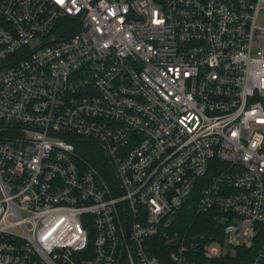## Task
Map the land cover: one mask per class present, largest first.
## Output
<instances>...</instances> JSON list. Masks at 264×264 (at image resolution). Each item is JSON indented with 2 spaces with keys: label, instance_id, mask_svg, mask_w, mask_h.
<instances>
[{
  "label": "built area",
  "instance_id": "2783aa9c",
  "mask_svg": "<svg viewBox=\"0 0 264 264\" xmlns=\"http://www.w3.org/2000/svg\"><path fill=\"white\" fill-rule=\"evenodd\" d=\"M260 14L0 0V264H245L264 246ZM188 207L212 221L184 226Z\"/></svg>",
  "mask_w": 264,
  "mask_h": 264
},
{
  "label": "trees",
  "instance_id": "16d2710c",
  "mask_svg": "<svg viewBox=\"0 0 264 264\" xmlns=\"http://www.w3.org/2000/svg\"><path fill=\"white\" fill-rule=\"evenodd\" d=\"M94 149L95 150L97 149L98 155L104 158V155L100 151V147L98 145L95 146ZM86 155H87L88 159H90L92 162L97 163V160H95V158H93V156H91L89 153H86ZM183 214H184V216L182 217V220L187 221V224H183V225L186 226L191 222V225H190L191 229H193V221H197L198 223H206V222L209 223V221H212L210 214H195L193 209H191L189 207L184 210ZM261 229L264 230V224H262ZM261 232H263V231H261ZM259 235H261V233ZM261 239H262V237H259L255 241L254 245H252V247L245 248V249L243 248L240 250V253L244 254L242 259H243V262L245 264H247L249 262V260L254 257V253H256L259 248L264 249V246L262 244ZM229 258L232 261L231 263H236L235 261L237 258L235 256H230Z\"/></svg>",
  "mask_w": 264,
  "mask_h": 264
},
{
  "label": "rangeland",
  "instance_id": "374dc122",
  "mask_svg": "<svg viewBox=\"0 0 264 264\" xmlns=\"http://www.w3.org/2000/svg\"><path fill=\"white\" fill-rule=\"evenodd\" d=\"M258 21L264 23V14L259 15Z\"/></svg>",
  "mask_w": 264,
  "mask_h": 264
}]
</instances>
